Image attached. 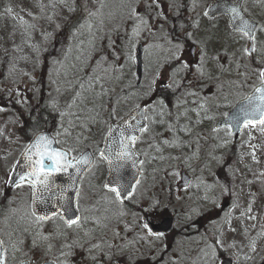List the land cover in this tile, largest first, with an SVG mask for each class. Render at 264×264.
<instances>
[{"label": "rangeland", "instance_id": "1", "mask_svg": "<svg viewBox=\"0 0 264 264\" xmlns=\"http://www.w3.org/2000/svg\"><path fill=\"white\" fill-rule=\"evenodd\" d=\"M212 1L0 0V238L8 264H219L224 257L256 264L263 257L264 124L246 126L234 141L213 123L261 81L264 0L243 6L260 27L252 54L242 33L206 17ZM145 102L147 126L135 145L142 176L127 203L105 188L98 155L81 182L74 226L36 218L29 186L5 192L32 119L44 118L73 156L98 154L109 124ZM182 171L191 177L187 189ZM166 211L176 228L153 237L144 216Z\"/></svg>", "mask_w": 264, "mask_h": 264}, {"label": "water", "instance_id": "2", "mask_svg": "<svg viewBox=\"0 0 264 264\" xmlns=\"http://www.w3.org/2000/svg\"><path fill=\"white\" fill-rule=\"evenodd\" d=\"M242 2L243 0H238L236 2H231L229 0H217L213 2L207 11V15L210 18L216 17L218 15H227L230 26L233 30H236L237 26H240L242 21L246 20L250 25L253 26L254 31L251 33V36L255 37V33L257 30V23L251 20L242 10ZM231 7H236L239 11V17L234 18V14L227 9ZM249 38V36H248ZM250 49L251 52L254 47V39L249 38ZM142 53L143 47L140 44L137 47V54L135 56L136 59V74L139 82L142 79L143 73V63H142ZM264 87V84L259 85L257 88ZM255 88V90L257 89ZM253 91L249 96L260 95L256 91ZM246 103V100L240 101L233 110L228 114L226 119H223L219 122L218 126L223 125H231L233 133L236 134V137L240 135L242 127L244 126L243 119L241 118L240 123H235L233 117L239 113L240 108ZM145 118H146V109L144 106H140L133 110L128 116L122 119L120 122L116 124H111L110 132L106 138L105 145L101 151L105 156L111 155L120 149V138L121 132L124 133L125 137L135 136L136 139L139 137L140 132L143 130L145 126ZM38 136H45L51 141V147L53 149L61 150L66 153L67 151L58 148L55 139L51 136L49 132H42L36 135L22 156L20 157L17 166L12 174L10 180V186L14 187L19 183V175L21 173L28 171V161L26 160V156L29 153V148L34 143ZM135 139V141H136ZM135 143V142H134ZM134 143L129 144L130 152L133 154L131 159L123 161V167L120 169V175L122 176V183L126 185V188L121 191V195L119 197L120 201L126 202L128 198L132 195L134 186L137 181L140 179L141 169H140V161L141 158L136 155L133 150ZM102 155V154H101ZM82 156H87L89 158L90 163L79 166V169L69 168L67 172H60L53 174L48 180V187L44 188L37 185L36 189H34V211L40 217L50 218L57 213H61V216L65 219V221H78V212L76 210V196L78 193V187L80 180L84 173L89 169V167L93 163V157L89 151L82 154ZM79 157V158H80ZM34 159L36 157H33ZM70 158V154H69ZM71 159V158H70ZM106 159V158H105ZM109 175L107 179L108 188L115 187L116 185L112 183L114 176L116 173L113 171V166L109 164L108 159H106ZM134 162V163H133ZM47 163V161H46ZM183 184H189V178L183 175ZM74 222V223H75ZM146 223L150 225L151 231L155 234H169L174 230V218L171 216L164 217L160 222H152L150 218H146ZM69 224V223H68ZM73 224V223H72ZM4 248L0 243V254L3 255ZM4 264V260H3ZM20 264H28L27 261L22 262ZM44 264H54L52 262H47ZM221 264H232V260L227 258L223 260ZM264 264V260L260 263Z\"/></svg>", "mask_w": 264, "mask_h": 264}, {"label": "snow or ice", "instance_id": "3", "mask_svg": "<svg viewBox=\"0 0 264 264\" xmlns=\"http://www.w3.org/2000/svg\"><path fill=\"white\" fill-rule=\"evenodd\" d=\"M227 11L233 13L234 18L239 17V11L236 7H231L227 9ZM207 14L208 13H205V15ZM236 30L242 32L245 36L254 39V37L251 36L254 28L248 21H242L241 25L237 26ZM254 50L255 49L253 48V51ZM260 76L261 83L264 84V71L260 73ZM255 91L260 93V95L245 98L246 103L240 108L239 113L233 117L235 123H240L242 118L245 126L249 124L255 126L257 123L264 124V87L257 88ZM230 126L231 125H229V127ZM135 139V136L125 137L124 133L121 132L119 151L105 156V158L108 159L109 164L113 166V171L116 173L112 181L116 186L111 187L109 190L115 192L117 198L120 197L121 191L126 188V185L121 182L122 176L120 175V169L123 167L122 162L131 159L133 154L130 152L129 144L134 143ZM101 154L102 156L105 155L103 152ZM33 157L36 158L34 159ZM26 160L28 161V171L19 175V183L22 184L28 182L33 189H36L37 185L47 188L49 178L55 173L67 172L69 168L78 170L79 166L90 163L87 156H82L78 159H70L69 153L53 149L51 147V141L45 136H38L36 138L29 148ZM105 187H108V185L106 184ZM40 219H46V217H40ZM74 222L75 221L72 220L67 221L69 224ZM143 226L148 228L149 224L145 223ZM0 264H3L2 254H0Z\"/></svg>", "mask_w": 264, "mask_h": 264}, {"label": "trees", "instance_id": "4", "mask_svg": "<svg viewBox=\"0 0 264 264\" xmlns=\"http://www.w3.org/2000/svg\"><path fill=\"white\" fill-rule=\"evenodd\" d=\"M137 88V87H136ZM31 127L30 133L28 134V137H32L36 132L43 130V129H48L50 128L49 123H47L44 118L38 116L35 120L32 119V121L29 124ZM32 135V136H31Z\"/></svg>", "mask_w": 264, "mask_h": 264}, {"label": "flooded vegetation", "instance_id": "5", "mask_svg": "<svg viewBox=\"0 0 264 264\" xmlns=\"http://www.w3.org/2000/svg\"><path fill=\"white\" fill-rule=\"evenodd\" d=\"M141 261H143V259L136 257L135 262L140 263Z\"/></svg>", "mask_w": 264, "mask_h": 264}]
</instances>
